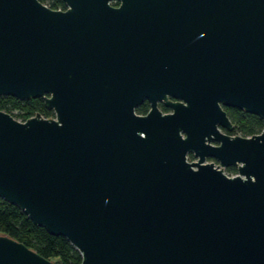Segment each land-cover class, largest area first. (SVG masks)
I'll list each match as a JSON object with an SVG mask.
<instances>
[{
    "label": "water",
    "instance_id": "95a60500",
    "mask_svg": "<svg viewBox=\"0 0 264 264\" xmlns=\"http://www.w3.org/2000/svg\"><path fill=\"white\" fill-rule=\"evenodd\" d=\"M63 2L0 0V95L55 115L0 110V197L80 264H264V0ZM0 264L57 263L0 234Z\"/></svg>",
    "mask_w": 264,
    "mask_h": 264
},
{
    "label": "trees",
    "instance_id": "16d2710c",
    "mask_svg": "<svg viewBox=\"0 0 264 264\" xmlns=\"http://www.w3.org/2000/svg\"><path fill=\"white\" fill-rule=\"evenodd\" d=\"M52 9H66L63 0H40ZM117 5V2H113ZM42 97L20 100L12 96L0 95V110L11 113L15 118H27L31 115L41 114L46 117L55 116L52 110H47ZM149 104L144 101L136 108L139 114L148 111ZM162 111L167 108L160 105ZM233 124L229 134L250 136L259 133L263 128V120L255 114L245 112L235 107H223ZM192 158V155H189ZM226 172L235 173L236 167H227ZM0 234L23 243L36 251L44 258L52 259L57 264H80L81 255L77 249L64 237L52 235L43 226L31 222L18 206L9 203L0 197Z\"/></svg>",
    "mask_w": 264,
    "mask_h": 264
},
{
    "label": "built area",
    "instance_id": "2783aa9c",
    "mask_svg": "<svg viewBox=\"0 0 264 264\" xmlns=\"http://www.w3.org/2000/svg\"><path fill=\"white\" fill-rule=\"evenodd\" d=\"M36 115V114H35ZM31 116H34V115H31ZM31 116H29V117H31ZM40 116H42V117H45V118H49V117H46V116H43V115H40ZM50 117H53V116H50ZM28 118V117H27ZM27 118H25V119H27ZM16 119H18V120H20V121H24L25 119H23V118H16ZM225 169L226 168H224V172L227 174V175H230V176H232V175H235L236 173H237V170H236V172L235 173H227L226 171H225Z\"/></svg>",
    "mask_w": 264,
    "mask_h": 264
},
{
    "label": "flooded vegetation",
    "instance_id": "af4514ba",
    "mask_svg": "<svg viewBox=\"0 0 264 264\" xmlns=\"http://www.w3.org/2000/svg\"><path fill=\"white\" fill-rule=\"evenodd\" d=\"M160 105H162V106H164L165 108L168 109V107H166L163 103H159V104H158V107H159V108H160ZM148 109H149V108H148ZM160 110H162V109L160 108ZM168 111H169V109H168ZM168 111H165V112H168ZM163 112H164V111H163ZM189 155H192V158H189ZM187 158H188V160H190V161L195 160V157L193 156L192 153H188Z\"/></svg>",
    "mask_w": 264,
    "mask_h": 264
},
{
    "label": "rangeland",
    "instance_id": "374dc122",
    "mask_svg": "<svg viewBox=\"0 0 264 264\" xmlns=\"http://www.w3.org/2000/svg\"><path fill=\"white\" fill-rule=\"evenodd\" d=\"M226 171V170H225ZM228 173V172H227Z\"/></svg>",
    "mask_w": 264,
    "mask_h": 264
}]
</instances>
